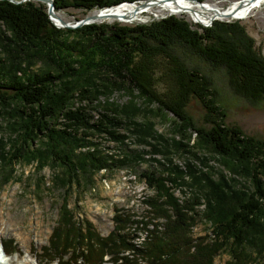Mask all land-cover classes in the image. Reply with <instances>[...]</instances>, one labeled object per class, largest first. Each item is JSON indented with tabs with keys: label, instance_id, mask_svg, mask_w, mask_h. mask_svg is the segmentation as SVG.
Returning <instances> with one entry per match:
<instances>
[{
	"label": "trees",
	"instance_id": "trees-1",
	"mask_svg": "<svg viewBox=\"0 0 264 264\" xmlns=\"http://www.w3.org/2000/svg\"><path fill=\"white\" fill-rule=\"evenodd\" d=\"M13 1L0 0V116L1 129L8 132L0 138V161H6L0 187L11 178L12 164L52 172L49 182L61 194L53 203L57 217L39 250L40 260L216 264L224 252L223 264H264V139L225 124L209 79L189 69L176 53L225 69L232 94L253 106L264 101V58L244 27L213 21L197 30L169 16L148 25L89 23L62 29L51 24L45 4ZM139 1L52 0V11H93ZM157 70L165 82L161 93ZM114 92L125 101H108ZM190 101L203 110L202 126L187 114ZM148 116L169 123L177 139L157 134ZM128 136L154 150L150 140L167 143L185 161L180 168L167 157L165 171L139 173L152 191L142 199V218L134 220L114 208L112 230L100 236L91 223L75 217L68 197L98 173L145 162L142 153L131 156L100 147L106 141L122 149ZM181 187L191 188L190 194L176 198L173 192ZM196 222L208 225L207 234L193 237ZM15 244L11 238L0 240V250L18 254Z\"/></svg>",
	"mask_w": 264,
	"mask_h": 264
},
{
	"label": "rangeland",
	"instance_id": "rangeland-1",
	"mask_svg": "<svg viewBox=\"0 0 264 264\" xmlns=\"http://www.w3.org/2000/svg\"><path fill=\"white\" fill-rule=\"evenodd\" d=\"M189 1L195 4L215 5L220 10H224L230 2L239 0ZM37 4L43 3L35 2V5ZM97 11H83L82 9L68 8L58 10L57 13L62 16V20L65 22H72L74 19L80 20L84 16L93 15ZM169 16L184 20L190 25L191 29L199 30L197 27L199 24L193 23L187 14L176 16L161 13L157 18H147L144 15L131 17L128 22H124L123 24L119 22L106 23L105 21L95 24L104 23L105 25H112L117 23L119 26L148 25L151 22ZM214 21L238 22L244 27L246 35L252 38L254 42L253 49L264 58V5L260 4L255 7L248 17L246 16L238 20ZM176 53L189 69H196L202 76L209 79L211 88L215 92V101L225 112V124L238 126L244 134L256 137L257 139H264V101L257 102L253 106L249 105L242 97L232 94L228 87L229 84L225 69L211 68L201 59L181 50H176ZM159 76L160 70H157V73H155V77L158 80L156 88L161 93L164 92L165 82ZM111 100L117 104H121L125 101V96L114 92L108 98V101ZM136 102L139 103L138 100ZM154 107L155 105L149 106L151 109ZM186 110L188 116L191 117L196 125H203V110L198 102L190 101ZM93 114L95 115V113ZM167 118H171V115L168 114ZM137 119L142 120V117H138ZM147 119L154 121L155 131L164 139L167 140L170 137H173L174 140L177 139V136H173L170 132L171 125L169 123H160L158 117L148 116ZM3 125L4 120L0 116V138L4 140L8 132L1 129ZM121 132L124 133L123 131ZM138 140L139 138L137 136H128V139L124 141V147L122 149L114 145V143L100 141L101 149H109L114 153L120 150L131 154V156L142 153L145 162H139L138 164L114 172L98 173L87 182L82 180L81 182L84 183L81 191L74 190L72 191L74 193L71 192L72 194L68 197V206L70 210L74 211L75 217L78 220L83 218V220L91 223L92 228L100 236H106L112 230V210L114 208L125 210L132 214V219L134 220L142 218L146 210L142 199L150 196L152 191L144 187L138 177L139 173L150 170H155L156 172L165 171L164 169L168 165L166 161L167 157L171 158L173 165L183 168L185 157L180 153V150L174 151L171 146L166 145L167 143L164 144L162 141L150 140V144L156 146L157 153L152 147L143 145ZM8 149L9 147L7 145L4 151ZM5 163L6 161H0V180L6 174L4 173ZM211 163L213 164V162ZM213 166L216 168V165L213 164ZM11 168V178L7 184L0 187V240L4 241L7 238H11L16 243L18 254L4 256L2 260L4 262L6 261L4 264H56L53 261L45 263L40 260L38 253H40V248L46 245V238L49 236L56 220L57 206L53 203H57L61 191L51 186L49 179L52 172L48 169L36 172L33 169V165L25 164H12ZM40 177L43 179L38 184ZM261 180H264V177H261ZM37 184L39 187L38 190L36 189ZM190 191L191 188L181 187L175 189L173 194L176 198H180L183 195H189ZM199 209L201 208L199 207ZM207 226L196 222L191 227V234L196 238L204 236L207 234ZM137 234L139 236L138 240L142 239L143 235L140 232H137ZM227 256L226 253L222 252L216 257L215 263L223 264V260L225 261ZM105 264L109 263L105 262Z\"/></svg>",
	"mask_w": 264,
	"mask_h": 264
},
{
	"label": "bare ground",
	"instance_id": "bare-ground-1",
	"mask_svg": "<svg viewBox=\"0 0 264 264\" xmlns=\"http://www.w3.org/2000/svg\"><path fill=\"white\" fill-rule=\"evenodd\" d=\"M33 1L42 3L39 0ZM260 4L264 5V0L232 1L226 9L220 10L215 5L195 4L189 0H145L142 3L122 4L107 10L98 11L99 14L95 12L93 15L98 14V16H95L93 23L105 21L106 23L119 22L123 24L124 22H128L131 17L144 15L147 18H157L162 13L176 16L187 14L193 23H201L206 26L214 19L226 21L248 17L251 11ZM54 15L57 19L62 20V16L59 13L54 12ZM53 22L58 23V21ZM5 262L0 259V264H4Z\"/></svg>",
	"mask_w": 264,
	"mask_h": 264
},
{
	"label": "water",
	"instance_id": "water-1",
	"mask_svg": "<svg viewBox=\"0 0 264 264\" xmlns=\"http://www.w3.org/2000/svg\"><path fill=\"white\" fill-rule=\"evenodd\" d=\"M6 1L15 3V1H13V0H6ZM23 1L24 0H20V2H23ZM31 1H33V0H31ZM39 1H41L43 4H45V6H46L45 12H46V14L48 16V19L50 20L51 24L53 26H55L56 28H62V29H73L75 27L78 28V27H80L82 25L89 24V23L90 24H94L93 23V19L95 18V16H98V14H99L98 11L107 10V9L113 8V7L118 6V5L120 6L122 4H133L134 3V2H124V3L117 4V5L112 6V7L99 9L97 11L98 14L95 15V16L90 14V15L84 16V18H82L80 20H77V21L75 20V21H72V22H64L61 19H57L56 16L54 15V12L52 11V9H53L52 0H39ZM144 1L145 0H142V1H139V2L142 3ZM139 2H135L134 4L139 3ZM214 20H216V19H214ZM214 20H212V21H214ZM53 21H58V23H55ZM212 21H210L206 26H210ZM199 25L204 26L202 24H199ZM206 26H204V27H206Z\"/></svg>",
	"mask_w": 264,
	"mask_h": 264
}]
</instances>
